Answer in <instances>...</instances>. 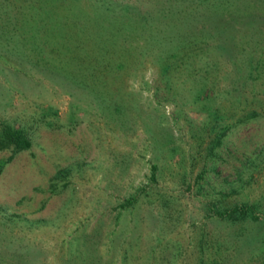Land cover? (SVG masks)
<instances>
[{
	"label": "rangeland",
	"instance_id": "1",
	"mask_svg": "<svg viewBox=\"0 0 264 264\" xmlns=\"http://www.w3.org/2000/svg\"><path fill=\"white\" fill-rule=\"evenodd\" d=\"M99 1L133 22L136 50L105 99L95 70L4 29L18 2L0 0V31L26 53L0 48V128L30 139L0 149V264H264V0ZM188 21L195 35L176 33ZM191 81L241 120L213 154ZM242 202L256 218L216 211Z\"/></svg>",
	"mask_w": 264,
	"mask_h": 264
},
{
	"label": "trees",
	"instance_id": "2",
	"mask_svg": "<svg viewBox=\"0 0 264 264\" xmlns=\"http://www.w3.org/2000/svg\"><path fill=\"white\" fill-rule=\"evenodd\" d=\"M16 1L18 3H13L16 14L12 17H15L14 19L16 20L18 19V23L16 25V23L12 21L10 24L6 17L4 29L8 28V31H17L20 27V30L22 29L21 32H30L27 37L31 38L27 39L24 35L23 38L27 40L25 42L23 41L22 44L27 42L31 44V40L34 41L35 38L36 43L31 46L34 47V51H37L36 53H39L41 47L46 45L47 47L49 46L47 51L53 52L58 62L62 64H73V62H75L74 65L86 64L91 72L94 73L93 70H95L96 73L93 74L91 80L93 84L89 83V85H92L91 91L94 93L96 90L93 89L101 87L99 91H96L95 96L98 95L102 99H105L108 88L112 86L111 82H114L120 69L129 63L130 56L136 51L133 46L134 37L128 34L129 28L131 29V27L134 26L133 22L116 20V16L113 15L116 6L107 5L99 0L93 5H89V2H84L82 4L79 0H34L37 4L31 2L32 0H26V2L25 0ZM86 5L90 7L87 8ZM111 17L114 18L112 19ZM178 20L182 21L181 18H178ZM182 23L183 22H180L178 25V32L176 31V33L181 35H195V31H197L195 27H190L194 28L195 31L186 30V27L192 22L188 21V23ZM167 26L168 25H164L163 30L170 29L165 28ZM214 26H216L215 23ZM24 27L26 29H24ZM33 29L37 37L34 35ZM221 29H223V26ZM221 29L220 31H222ZM4 32H6V30H4ZM158 33L159 32H156L155 34L158 38L157 43H161L162 40L159 38L161 34ZM33 35L35 37H33ZM196 37L197 36H195V38ZM184 40L185 39H182V41ZM192 41L193 40L186 39V44ZM143 47L145 49L146 46L143 45ZM0 48L5 49L7 53H14L15 51L20 57L26 56L22 45H17L10 37L4 35L3 31H0ZM2 53L0 52V55L3 56ZM37 58L40 57L37 56ZM165 67H169V64ZM193 82L194 84H192ZM189 85L193 88L194 99L203 101L204 98L209 97L211 94L209 91L207 92L209 89L206 86L207 84L203 81H191ZM109 92L111 93V91ZM96 99H98L97 96ZM113 101L114 100L111 102L115 105L116 100ZM202 105L209 116L208 126L211 135L207 140L206 151L207 154H213V148L221 141V137L234 123H236V121L241 120L237 118L235 122L227 121L232 115V110L219 111L215 107L212 108L205 100L202 102ZM116 107L117 105H115V109H117ZM248 112V117L256 114L254 108H251ZM29 146L30 139L22 128L10 124H3L1 126L0 149L10 147L12 150L11 154L7 156V160L15 151L25 149ZM172 149L173 148H171V150ZM7 160L5 159L2 164H0V169ZM154 173L155 164H151L150 175L153 177ZM134 198L133 195L125 197L119 205L122 207L126 206L130 204ZM216 211L220 217L229 221L240 220L249 215L256 218V214L253 213L251 205L247 202L236 203L230 207H225Z\"/></svg>",
	"mask_w": 264,
	"mask_h": 264
}]
</instances>
